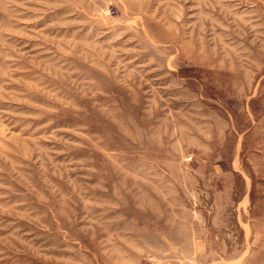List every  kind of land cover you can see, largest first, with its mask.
I'll list each match as a JSON object with an SVG mask.
<instances>
[{
    "label": "rangeland",
    "instance_id": "rangeland-1",
    "mask_svg": "<svg viewBox=\"0 0 264 264\" xmlns=\"http://www.w3.org/2000/svg\"><path fill=\"white\" fill-rule=\"evenodd\" d=\"M0 264H264V0H0Z\"/></svg>",
    "mask_w": 264,
    "mask_h": 264
}]
</instances>
